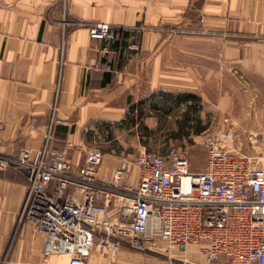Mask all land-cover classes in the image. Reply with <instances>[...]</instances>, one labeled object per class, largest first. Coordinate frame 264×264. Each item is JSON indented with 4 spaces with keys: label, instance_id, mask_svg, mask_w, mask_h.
I'll return each mask as SVG.
<instances>
[{
    "label": "crops",
    "instance_id": "crops-1",
    "mask_svg": "<svg viewBox=\"0 0 264 264\" xmlns=\"http://www.w3.org/2000/svg\"><path fill=\"white\" fill-rule=\"evenodd\" d=\"M96 23L112 26L116 40H90ZM236 82L264 89V0H0L2 155L34 157L54 105L56 152L66 143L93 148L88 141H110L127 124L146 128V139L166 122L181 139L213 136L225 130H204L199 107L228 115ZM253 117L264 130V108ZM149 151L166 155V146ZM118 159L104 158L100 175ZM68 161L81 157L70 152ZM26 190L23 173L0 171V264H67L70 245L19 222ZM91 253L89 264H167L166 253ZM185 257L205 264L197 251Z\"/></svg>",
    "mask_w": 264,
    "mask_h": 264
},
{
    "label": "built area",
    "instance_id": "built-area-1",
    "mask_svg": "<svg viewBox=\"0 0 264 264\" xmlns=\"http://www.w3.org/2000/svg\"><path fill=\"white\" fill-rule=\"evenodd\" d=\"M88 30L90 40H116L109 24ZM55 109L42 149L34 157L0 154V171L23 173L27 190L19 222L70 245L67 264H89L93 249L112 257L123 249L166 253L167 264H196L185 257L192 251L205 264H264V132L255 134L260 150L250 156L230 148L226 134L200 137L208 150L199 172L180 153L142 149L102 176L101 150L82 143L49 149ZM70 152L81 157L74 167Z\"/></svg>",
    "mask_w": 264,
    "mask_h": 264
},
{
    "label": "rangeland",
    "instance_id": "rangeland-1",
    "mask_svg": "<svg viewBox=\"0 0 264 264\" xmlns=\"http://www.w3.org/2000/svg\"><path fill=\"white\" fill-rule=\"evenodd\" d=\"M229 100L232 102V105L227 113L228 115L220 117H217L215 112H212L213 108L211 105L210 107L204 104L200 105L199 109L203 114L204 122L201 126L206 131L211 130V128L218 132L222 129L225 130V132L222 130L223 132L219 134L228 135L225 140L230 148H235L249 156L258 153L260 143L255 140V134L264 132V130L258 132L256 129L255 131L257 127L253 116H255L261 107L264 108V89H261L259 92H254L252 88L246 89L245 86L242 87L241 84L236 82L235 92L230 93ZM245 104L246 106L242 107ZM243 108L247 111L246 116L241 114ZM161 127L165 131H155L156 133H152L149 139L147 138L148 140L146 139V128L140 124L134 127L127 124L122 128L123 131H114L113 135L115 136L110 141L102 137L96 138L95 140L92 139L88 142L94 146L93 148L101 150L105 158L114 159V162L118 158L137 154L140 150L147 149V147H149L147 150H156L157 147L164 145L166 146V154L176 152L186 157L192 172L204 170L207 162L208 146L206 140L200 137L207 136L208 133L206 132V134L204 133L205 135H198V138L192 137L191 139L184 135V138L181 139L183 133H177L179 134V138L176 136L175 129L178 126L174 123L166 122ZM219 134L217 133L216 137ZM143 146L145 148H142ZM113 150L119 153V155H112V153L115 154Z\"/></svg>",
    "mask_w": 264,
    "mask_h": 264
}]
</instances>
